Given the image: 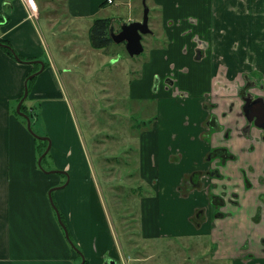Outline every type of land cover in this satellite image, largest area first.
Segmentation results:
<instances>
[{"label": "crops", "instance_id": "obj_1", "mask_svg": "<svg viewBox=\"0 0 264 264\" xmlns=\"http://www.w3.org/2000/svg\"><path fill=\"white\" fill-rule=\"evenodd\" d=\"M228 1L145 0L150 8L151 32L143 35L142 43L143 52L147 46L148 54L141 62L132 65L131 72L135 76L130 81L129 95L132 99L140 100L138 107L146 115L139 128L141 143L139 140L135 146L136 151L142 153L146 150L142 139L145 133H151L148 159H140L139 171L143 163H155L156 174L153 177L162 185L160 188L153 186V194L143 197L152 198L153 201L146 203L147 218L141 207L140 217H136V231L144 243V250L139 249V253L137 250L133 257L130 253L127 256L126 251L123 253L102 186L96 178L98 174L95 164L74 122L73 107L65 99L63 75L66 76V71L58 68L49 57L46 60L47 37L43 29L51 31L54 37L57 36L55 29H72L71 39L75 46L81 41L77 39L79 29L89 30L96 18L117 19L112 14L115 10L110 8L111 4L116 8L126 5L130 15H134L129 18L141 21L144 0H114L112 3L108 0H35L36 10L26 0H0V38L9 41L13 49L25 58L42 59L45 62L44 70L33 81L29 98L30 101L44 100L39 118L42 117L46 133L53 138L49 151L51 163L55 169L64 171L50 173L38 167L36 148L40 150L42 146L14 114L27 77L40 69L41 65L17 61L5 47L0 46V264L81 263V255L66 238L50 202L48 192L52 187H58L53 191V196L71 238L83 252L85 260H88L87 264H111L112 260L120 264H168L169 261L174 264L175 258L180 259L179 264H187V257L189 259L191 256L186 257L182 246L174 245L175 241L182 237L214 235V231L206 225L201 226L195 221L198 219L194 217L198 205L205 200L193 198L197 196L195 192L186 198L177 191V187L198 168L197 163L200 164L202 157L212 149L215 142L203 143L196 138L201 129L197 123L201 112L195 99L188 107L165 106L164 112L160 109L162 104L176 98L169 92L161 91L159 95L162 99L156 104L157 113H154L156 95L153 92V80L155 74L169 72L174 62L176 68L184 65L190 68V74L186 76L176 71L180 88L187 89L193 95L209 90L212 72L207 65L217 60L216 53L210 56L209 61L198 62L191 55L181 54L180 49L185 43L193 44V40L185 36L184 31H190L192 35L200 34L213 45L216 42L207 38L206 31L216 29L215 35L225 39L229 32L224 28L230 27L237 31L238 27L233 26L223 15V5ZM231 1L233 3L238 0ZM247 1L251 5V2L257 0ZM233 9L232 5L228 8L230 11ZM262 12L264 14V10ZM124 22L120 20V25ZM252 26H246L245 29L257 27L264 33V19L252 22ZM156 29H161V33ZM236 31L234 34L238 33ZM147 36H150V41H145ZM214 39L222 47L223 42L218 37ZM248 39L252 46L264 42V37L253 38V34ZM225 60L226 64L236 67V58ZM202 64L206 66L202 67ZM141 101H145V105ZM220 106L224 108L225 104ZM66 112L68 121L65 119ZM185 115L189 123L182 121ZM143 125L148 127L143 130ZM232 143L235 151L237 142ZM136 171L129 170L128 174L132 175ZM159 196L165 198L158 200ZM143 218L146 223L142 222ZM231 219L229 217L222 222L217 221V227L222 223L226 225ZM203 226L207 228L203 229ZM149 232H154V235L150 237L147 234ZM222 255L217 249L212 252L211 261L218 263L232 256Z\"/></svg>", "mask_w": 264, "mask_h": 264}, {"label": "rangeland", "instance_id": "obj_2", "mask_svg": "<svg viewBox=\"0 0 264 264\" xmlns=\"http://www.w3.org/2000/svg\"><path fill=\"white\" fill-rule=\"evenodd\" d=\"M238 1L232 3L229 0L224 3L222 8L223 15L228 18L233 26L238 27L237 31L236 29H230V27L224 28L229 32L225 39L221 35H215L214 30L216 29H208L209 31H206L207 38L212 39L213 43L216 42L213 46V54L216 53V56L224 59L233 57L240 62L245 60L246 63L253 64L254 67H256L255 64L262 67L264 42H261L259 46H252L248 38L251 34H253V38L264 37L263 30H258L257 27L253 29H245V27L252 26V22L264 19L262 18L264 15L262 12L264 10V0L251 2V5L247 0ZM230 5L234 8L233 11L228 10ZM250 7L252 9H249ZM110 8L115 10L112 14L117 16L116 20L111 19V23L117 24L116 29L122 27L120 20L132 21L129 16L134 15H130L126 5L116 8L114 4H111ZM142 12L144 13V9ZM55 30H57L56 37L52 35L51 31L48 32V29H43L47 37L46 60L49 57L52 62L56 63L58 68L66 71V76L63 75L66 87L65 99L73 107L74 122L83 144L95 164L98 174L96 178L102 186L103 196L110 218L116 228V236L122 250H124L123 253L126 251L127 256L130 253L134 257L137 250L138 253L141 252L139 249L144 250V243L141 242L140 234L136 231V217H140V212H142L140 207L143 208L146 215V203L153 201L152 198L143 199V197L153 194V186L160 188L162 185L153 177L156 174L155 163L145 162L142 170L139 171L140 159L143 161L148 159L147 150L151 143V133H145L142 139L146 150H143L142 153L136 151L135 146L138 145V141L140 140L141 143V138L138 135L139 128L141 121H143L142 118H146V115L138 107L140 100L132 99L129 95L130 81L135 76L131 72L132 65L137 61L141 62L143 57L147 56L148 47H145V51L141 55L138 54L133 57L127 52L125 43H113L109 47L96 49L91 45L88 29H79L77 39L81 41L75 44V47L71 39L72 29ZM156 31L161 33V29H156ZM235 31L238 33L234 34ZM214 37H218V40L223 42L222 47L218 46L217 39H214ZM150 39V36H147L145 41H150ZM155 42H160V40H155ZM78 44L79 46H77ZM68 48L75 49L69 50ZM241 67L246 66L241 64ZM42 101L44 100L30 101L29 98L25 102L28 106H33V111L39 119L33 117L35 120L34 130L39 135L53 139L50 134L46 133L42 117L39 118ZM141 103L145 105V101H141ZM17 104L18 102L16 107ZM175 104L177 108L181 106ZM153 108L154 113H157L155 102ZM160 109L166 112L165 105H162ZM182 117L184 118L183 122L187 121L185 120L186 115ZM65 119L69 120L67 112ZM162 123L163 120L160 121L163 129ZM145 127H148V125H143V130H145ZM154 132L155 130L152 133ZM36 154H39L38 148H36ZM43 164L46 170H49L48 168L52 166L49 154ZM50 169H55V167L52 166ZM129 170L137 171L130 175L128 174ZM164 187L166 188V185ZM196 193L197 196L193 198H199L203 195L199 191ZM163 197L159 196L158 200H162ZM144 218L142 222H144ZM144 223H146V220ZM219 229H221L219 226L216 229L213 228L214 235L211 236L182 237L176 240L174 245L176 247L182 246V251L186 257L191 256L189 259L187 257V260H189L187 264H243L239 257H237V262L234 263L235 258L231 251H233L232 247L236 244L234 243L233 234L227 231L224 234ZM147 234L151 237L154 232ZM220 236L222 239L219 238ZM134 247L137 249L135 250ZM173 249L176 248L173 247ZM217 249H219L220 254H223L222 256L226 254L232 256L228 259L219 260L218 263L216 261L212 262L211 254ZM179 260V258H175L174 264H179ZM168 264H170V261Z\"/></svg>", "mask_w": 264, "mask_h": 264}, {"label": "flooded vegetation", "instance_id": "obj_3", "mask_svg": "<svg viewBox=\"0 0 264 264\" xmlns=\"http://www.w3.org/2000/svg\"><path fill=\"white\" fill-rule=\"evenodd\" d=\"M111 25L115 31L121 30ZM184 35L189 36L193 44L185 43L181 54L191 55L194 61H209L214 45L200 34L184 31ZM215 57L217 60L207 65L212 72L209 90L198 95L178 86L176 71L190 74L186 65L176 68L173 62L169 72L155 74V103L158 105L162 99L161 91L176 98L164 102L162 105L166 107L175 103L188 107L194 99L197 101L201 112L197 123L201 129L196 138L215 144L177 191L186 198L198 191L203 194L199 198L205 201L198 205L194 215L201 226L204 224L213 231L217 221L232 218L219 227L224 234L227 231L234 236L236 245L231 252L235 261L239 257L243 264H264V59L262 67L235 60L233 68L224 58ZM241 64L246 67L242 68ZM204 66L206 64H202ZM221 104H225L224 108ZM234 141L237 142L235 151L232 149Z\"/></svg>", "mask_w": 264, "mask_h": 264}, {"label": "water", "instance_id": "obj_4", "mask_svg": "<svg viewBox=\"0 0 264 264\" xmlns=\"http://www.w3.org/2000/svg\"><path fill=\"white\" fill-rule=\"evenodd\" d=\"M149 11L150 8L149 6L146 4L145 0H144V15H143V19L141 21H131V22H124L122 24L121 30L119 32H115L114 31V26L110 25V29H109V33L110 36L112 37V39L114 40V42L116 43H121V42H125L126 43V49L127 52L129 53L130 56H135L138 55L140 53L143 52L144 50V46L142 43V37L144 34H147L149 32H151V29L149 28ZM0 46L8 48L12 53L13 56L21 62H27V63H39L41 65L40 69H38L37 71L33 72L32 74H30L26 81H25V87H24V92H23V96L21 97V99L19 100L17 107H16V111L19 113V115L23 116L26 119L27 122V128L28 130L31 132L32 135H34L35 137H37L38 139L41 140H46L48 141L47 147L44 150V152L40 155V157L38 158V165L40 168H42L44 171L47 172H64L61 169H51V170H46L42 164V160L43 158L48 154V152L50 151V147H51V139L50 137L44 136V135H39L37 132L34 131V129L32 128V121L30 116L25 113L24 111H22V104L24 102V100L27 98L28 94H29V85L28 82L30 79H32L33 77L37 76L41 71L44 70L45 68V62L40 60V59H33V60H22L20 58V56L16 53V51L8 44L2 42L0 40ZM58 188V187H52L49 192V199L50 202L56 212L57 215V219L60 223V225L63 227L66 238L68 239V241L70 242V244L72 245V247H74V249H76L79 254L82 257L81 263L80 264H85V258L83 255V252L75 245V243L73 242L71 236H70V232L69 229L66 225V223L64 222L61 212L57 206V204L54 201V197H53V191ZM111 264H120L117 260H112Z\"/></svg>", "mask_w": 264, "mask_h": 264}, {"label": "trees", "instance_id": "obj_5", "mask_svg": "<svg viewBox=\"0 0 264 264\" xmlns=\"http://www.w3.org/2000/svg\"><path fill=\"white\" fill-rule=\"evenodd\" d=\"M110 25H111V19L110 18H96L90 29H89V38H90V42H91V45L96 48V49H101V48H106V47H109L110 45H112L113 43L115 44V42L113 41L112 37L110 36V33H109V28H110ZM0 40L8 45H10L12 47V45L10 44L9 41L5 40V39H2L0 38ZM3 48V47H2ZM6 51L11 54L13 56V53L8 49V48H5ZM17 53V52H16ZM18 54V53H17ZM20 56V58L22 60H30L31 58H25L24 56L18 54ZM37 76L33 77L32 79L29 80L28 82V85H29V94H30V91H31V87H32V84H33V81L35 80ZM29 94L27 96V98L24 100L23 104H22V111H24L25 113H27L30 118H31V121H32V128L34 129L33 127V124L35 122V120L33 119V117H35V119H38L37 118V115L34 113L33 111V106H28L26 104L25 101H27V99H29ZM23 96V93L22 95L18 98V102L19 100L21 99V97ZM14 114L22 121V123L25 125V127L27 128V122H26V119L19 115V113L16 111V107L14 108ZM35 131V130H34ZM36 132V131H35ZM35 140H38L40 143V145L42 146L39 150V154L38 156H40L44 150L46 149L47 147V144H48V141L46 140H41V139H38L37 137H35ZM48 154H50V152H48ZM47 154V155H48ZM47 155L43 158L42 160V164H43V161L46 160L47 158ZM39 158V157H38ZM44 166V164H43ZM39 167V166H38ZM40 168V167H39ZM42 169V168H40ZM43 170V169H42ZM54 197V196H53ZM54 201L56 203V200L54 198ZM57 204V203H56ZM62 218L63 220L65 221L63 215H62ZM71 236V235H70ZM77 246V245H76ZM78 247V246H77ZM79 248V247H78ZM80 249V248H79ZM88 260L86 259L85 260V264H87Z\"/></svg>", "mask_w": 264, "mask_h": 264}, {"label": "built area", "instance_id": "obj_6", "mask_svg": "<svg viewBox=\"0 0 264 264\" xmlns=\"http://www.w3.org/2000/svg\"><path fill=\"white\" fill-rule=\"evenodd\" d=\"M28 2V4L30 5V7L34 10H36V4H35V0H26ZM109 3L114 2V0H108Z\"/></svg>", "mask_w": 264, "mask_h": 264}]
</instances>
